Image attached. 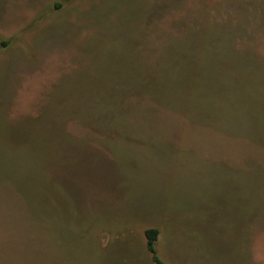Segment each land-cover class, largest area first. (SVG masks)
Instances as JSON below:
<instances>
[{
	"label": "rangeland",
	"instance_id": "obj_1",
	"mask_svg": "<svg viewBox=\"0 0 264 264\" xmlns=\"http://www.w3.org/2000/svg\"><path fill=\"white\" fill-rule=\"evenodd\" d=\"M147 228L264 264V0H0V264H155Z\"/></svg>",
	"mask_w": 264,
	"mask_h": 264
},
{
	"label": "trees",
	"instance_id": "obj_2",
	"mask_svg": "<svg viewBox=\"0 0 264 264\" xmlns=\"http://www.w3.org/2000/svg\"><path fill=\"white\" fill-rule=\"evenodd\" d=\"M221 28V24H217V25H211L210 23L207 22V26L205 27H202V30L205 31V32H208L210 33L211 35H214V36H218L215 32H218V30H220ZM193 29V32L195 31L194 28ZM215 29V32L213 33V30ZM199 31V30H198ZM200 35V34H199ZM229 37V36H228ZM227 35L224 33V37L221 38L218 36V41L217 42H220L222 44H224V42L228 39ZM213 42H216V41H211V43ZM216 42V43H217ZM235 43H233V41L231 42V46H234ZM209 45L211 46V44L209 43ZM209 46L207 45L206 46V49H208ZM214 58V55L211 54V53H208L207 50H203V49H200V52L197 53V56L195 57L197 59L198 62H201L203 61L205 58ZM158 230L156 228H147L144 230V236H145V243H146V248L148 250V252L150 253L151 255V259L152 261L155 263V264H165L157 255V251H156V248H155V243L157 241V238H158Z\"/></svg>",
	"mask_w": 264,
	"mask_h": 264
}]
</instances>
